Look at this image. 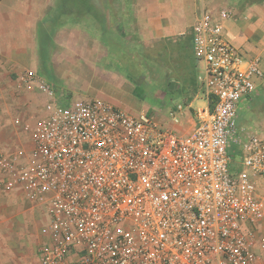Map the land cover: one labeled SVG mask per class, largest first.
I'll list each match as a JSON object with an SVG mask.
<instances>
[{
    "label": "built area",
    "instance_id": "2783aa9c",
    "mask_svg": "<svg viewBox=\"0 0 264 264\" xmlns=\"http://www.w3.org/2000/svg\"><path fill=\"white\" fill-rule=\"evenodd\" d=\"M230 18L199 9L201 103L178 102L165 122L22 76L43 102L14 123L0 193L38 212L39 264H264V130L240 119L264 69L229 42Z\"/></svg>",
    "mask_w": 264,
    "mask_h": 264
},
{
    "label": "crops",
    "instance_id": "0c3cea01",
    "mask_svg": "<svg viewBox=\"0 0 264 264\" xmlns=\"http://www.w3.org/2000/svg\"><path fill=\"white\" fill-rule=\"evenodd\" d=\"M203 7L215 13L220 9L230 11L231 18L225 22L227 39L245 58H260L264 69V0H0V99L14 98L18 103L20 97L16 87L26 72H33L50 82L47 74L52 76V72L58 70L53 60L60 53L61 44L70 63L82 62L91 69L94 65L88 64L89 60L103 62L102 51L96 59L87 55L85 43L91 36L97 45L110 44L111 38L115 41L134 38L137 44L146 48H162L160 54H170L174 43L188 38L193 54L186 30L191 28ZM87 13L98 23L94 36L85 25ZM116 44L127 51L125 45ZM61 77L63 83L70 84L63 74ZM174 85L181 88L178 81ZM21 91L28 93L31 100L30 105L24 104L25 107L35 109L43 102L36 86L33 91ZM185 100L193 101L194 105L201 103L195 101V97L179 102ZM5 104L10 106L12 102L5 101ZM190 125L189 119L183 129ZM8 143L9 140L5 145ZM6 200L14 203L18 209L16 217L21 222L17 221L14 226L9 224L13 221L10 208L3 205L0 264H39L37 250L42 237L36 212L20 192L6 194ZM28 223L32 228H28ZM18 232L21 234L17 236Z\"/></svg>",
    "mask_w": 264,
    "mask_h": 264
},
{
    "label": "rangeland",
    "instance_id": "374dc122",
    "mask_svg": "<svg viewBox=\"0 0 264 264\" xmlns=\"http://www.w3.org/2000/svg\"><path fill=\"white\" fill-rule=\"evenodd\" d=\"M96 24L98 25L92 14L87 13L85 25L89 27V32L91 31L93 36L96 33ZM189 30L188 27L186 33ZM109 42L110 44L97 45L92 36L88 38L85 43L87 55L91 59L93 57L96 59L98 53L102 51L105 56L103 62L95 60L87 62L94 65V67L91 65L92 70L82 62L81 64L70 63L69 55L61 44L60 53L53 60L58 70L54 74L52 72V76L47 74L48 79L59 92L68 98H100L131 112L146 111L159 122H165L168 119L169 113L180 99L193 98L200 93L201 87L197 77L200 65L190 51L188 38L187 41L181 40L174 43L170 54L168 52L160 54L162 48L159 50V48L151 49L141 46L134 38L130 40L120 38L118 41L111 38ZM117 42L125 45L127 51L117 46ZM62 74L66 80L70 81V84L61 81ZM177 81L181 84V88L174 85V88L170 89V84H176ZM16 89L20 97L18 103L14 101V98L0 99L4 102V104L0 102V154L5 152L6 142L10 141L9 137L16 132L14 125L16 119L34 109L25 107L26 104L31 103L29 94L21 91L19 87ZM5 101L12 102V104L8 106ZM249 109L246 114L245 110L240 112L241 122L243 121L254 132L264 130V86L259 88ZM262 191H264V183ZM3 205L7 209L10 208L9 213L12 220L16 219L15 223L10 221L9 224L14 226L17 221L21 222L16 217L18 209H15L14 203L6 200V194L0 193V214L4 210ZM35 217L39 225L41 218L38 212ZM2 225L3 222H1ZM27 226L32 228L29 223ZM14 228L17 229L16 226ZM20 234L18 232L17 236ZM19 238L21 239L20 236Z\"/></svg>",
    "mask_w": 264,
    "mask_h": 264
},
{
    "label": "water",
    "instance_id": "95a60500",
    "mask_svg": "<svg viewBox=\"0 0 264 264\" xmlns=\"http://www.w3.org/2000/svg\"><path fill=\"white\" fill-rule=\"evenodd\" d=\"M174 88V83H171L170 84V89H173Z\"/></svg>",
    "mask_w": 264,
    "mask_h": 264
}]
</instances>
